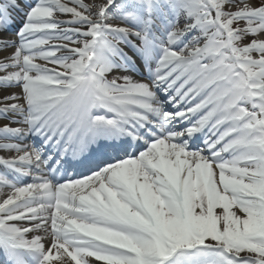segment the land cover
<instances>
[{
  "label": "snow or ice",
  "instance_id": "6c2138e0",
  "mask_svg": "<svg viewBox=\"0 0 264 264\" xmlns=\"http://www.w3.org/2000/svg\"><path fill=\"white\" fill-rule=\"evenodd\" d=\"M0 264H264V0H0Z\"/></svg>",
  "mask_w": 264,
  "mask_h": 264
},
{
  "label": "bare ground",
  "instance_id": "6f19581e",
  "mask_svg": "<svg viewBox=\"0 0 264 264\" xmlns=\"http://www.w3.org/2000/svg\"><path fill=\"white\" fill-rule=\"evenodd\" d=\"M85 2H89V0H85ZM3 53H0V58H2L3 57Z\"/></svg>",
  "mask_w": 264,
  "mask_h": 264
}]
</instances>
